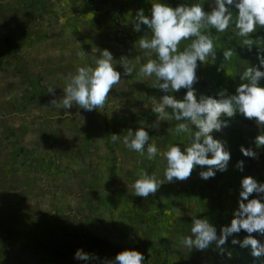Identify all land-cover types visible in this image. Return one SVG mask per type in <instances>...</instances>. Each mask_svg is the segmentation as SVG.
<instances>
[{
	"label": "crops",
	"instance_id": "crops-1",
	"mask_svg": "<svg viewBox=\"0 0 264 264\" xmlns=\"http://www.w3.org/2000/svg\"><path fill=\"white\" fill-rule=\"evenodd\" d=\"M164 2L173 7L200 3L207 9V0ZM151 7V0H0V145H15L13 163L18 170L24 162L22 151L56 155L62 163L60 172L44 182L37 180L40 188L34 191L26 188L31 180L18 178L12 190L10 183L3 184L9 189L0 191V264H106L129 248L144 254V264H264V257L251 255L250 246L231 243L233 238H246L244 230L228 238L224 254L214 243L204 251L181 246L183 237L190 234L192 216L208 219L219 235L239 207L242 179L252 176L264 182V146L255 143L264 128L254 119L237 114L228 127L213 132L231 152L227 171L203 180L199 171L207 166H197L185 181L165 182L148 198L134 195L138 171L162 178L168 145L190 143L188 132L175 133V120L161 121L158 130L149 127L157 119L151 108L159 105L165 93L155 88V78L139 75L140 66L156 55L139 48L138 40L150 38L151 33L144 25L140 32L134 31L132 20L139 9L150 15ZM108 13L122 17L125 39L116 37L113 22L104 17ZM207 31L218 37V55L216 61L200 64V81L194 85L197 96H215L225 89L234 94L242 83L239 75L258 64L255 47L252 53L242 49V38L234 27L225 33ZM252 35L264 36V28L258 27ZM188 43L182 41L181 50ZM258 46L264 48V41ZM227 47L236 52L230 61H223L222 50ZM103 49L113 53L121 72L125 58L136 63L138 56L140 63L131 76H122L101 109L88 112L76 105L68 110L52 106L47 88L57 87L59 101L63 78L79 66H94ZM221 63L224 70L217 71ZM185 93L181 89L175 95L183 99ZM139 126L147 128L150 143L157 144L154 160L147 159V146L141 157L122 140L110 141L111 134L123 135ZM241 146L255 151L256 158L244 156ZM239 161L244 162L242 171ZM256 197L253 193L249 199ZM252 235L264 242L258 233ZM81 249L92 259H75Z\"/></svg>",
	"mask_w": 264,
	"mask_h": 264
},
{
	"label": "clouds",
	"instance_id": "clouds-1",
	"mask_svg": "<svg viewBox=\"0 0 264 264\" xmlns=\"http://www.w3.org/2000/svg\"><path fill=\"white\" fill-rule=\"evenodd\" d=\"M151 3L150 15L139 9L132 20L134 31L140 32L144 25L151 33L150 38L143 36L138 40L139 48L156 55V59H148L140 66L139 75L147 79L155 78V88L165 93L159 105L151 108L157 114V119L149 127L158 130L161 121L175 120V133L188 132L190 143L183 147L179 144L168 145V150L163 153L166 168L162 178L143 169L136 173L138 178L132 188L134 195L142 198L154 195L165 182L187 180L197 166H207L206 170L199 171L203 180L214 178L217 172L227 171L231 152L223 141L214 138L213 132L228 127L230 118L240 114L248 120L254 119L258 127L264 128V85L261 84L264 80V48L258 46L264 41V36L252 35L257 33L258 27L264 28V0H207V9L200 3H182L175 7L164 0H151ZM233 10L237 13L235 17ZM230 27H234L236 35L242 38V49L252 53L255 47L258 64H251L239 75L242 83L234 94H227L225 89L215 96L202 94L198 98L194 87L200 81L198 68L200 64L216 61L218 55L215 45L218 37L207 30L211 28L215 33H225ZM182 41L190 43L181 50ZM234 52L236 50L231 47L223 49V61H230ZM115 61L109 49L100 50L94 59V66H79L63 78V87H59L63 96L59 101L55 98L57 87L47 88V92L53 96L50 104L64 110L76 105L88 112L103 108L110 91L122 81V76L132 75L140 58H135L136 63L125 58L120 64L123 72L117 69ZM221 70H224L223 63L217 68V71ZM181 89H186V93L183 99H177L175 93ZM125 132L123 135L111 134L110 141L115 144L122 140L129 150L139 153L141 157L147 146V159L157 157V144L150 143L147 128L139 126L135 131L129 128ZM255 143L264 146V134L258 135ZM241 152L246 157L257 156L255 151L243 146ZM243 164V161L237 163L241 171ZM241 189L239 207L230 226H223L218 235L217 228L208 219L192 216L190 234L183 237L181 246L204 251L214 243L220 254H224L228 238L244 230L248 234L246 238L242 241L233 238L231 243L239 244L241 248L250 246L251 255L262 260L264 242L252 234L258 233L264 237V182L246 176L241 181ZM253 193L257 197L249 199ZM227 256L231 258L232 253L227 252ZM74 258L81 261L92 259L82 249L76 251ZM144 261L145 256L141 251L129 248L119 252L106 264H144Z\"/></svg>",
	"mask_w": 264,
	"mask_h": 264
},
{
	"label": "rangeland",
	"instance_id": "rangeland-1",
	"mask_svg": "<svg viewBox=\"0 0 264 264\" xmlns=\"http://www.w3.org/2000/svg\"><path fill=\"white\" fill-rule=\"evenodd\" d=\"M110 14L111 13L104 14L105 19L110 21V17L107 18V16ZM15 149V145H0V185L2 184L0 191L3 189H9L8 187L3 186L5 183H10L11 185L9 187H11L12 190V187L17 185L19 180L18 178H20V182L22 180H31L30 184H26V188L32 189V191H34L37 188H40V186L36 187L37 180L44 182L48 179V177H50L51 174L60 172L62 163L59 156L45 154L33 155L24 151H22L23 153L20 154L23 156L24 162L23 160L21 161L23 162L19 165L21 170H18L17 167L15 168V162L13 163L15 158L14 153L16 152L14 151ZM42 185H46V183H42ZM21 188L22 186H20L18 189L22 190ZM21 194L24 196L23 190L21 191ZM24 198H26V196Z\"/></svg>",
	"mask_w": 264,
	"mask_h": 264
},
{
	"label": "built area",
	"instance_id": "built-area-1",
	"mask_svg": "<svg viewBox=\"0 0 264 264\" xmlns=\"http://www.w3.org/2000/svg\"><path fill=\"white\" fill-rule=\"evenodd\" d=\"M110 17V20L113 22L115 26L116 37L119 40H123L125 38L124 32V21L119 14H110L107 18Z\"/></svg>",
	"mask_w": 264,
	"mask_h": 264
}]
</instances>
